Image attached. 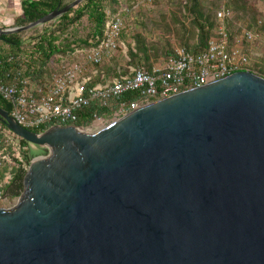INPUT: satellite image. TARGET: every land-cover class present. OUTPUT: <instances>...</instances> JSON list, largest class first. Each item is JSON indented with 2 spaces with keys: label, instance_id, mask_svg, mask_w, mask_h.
<instances>
[{
  "label": "water",
  "instance_id": "1",
  "mask_svg": "<svg viewBox=\"0 0 264 264\" xmlns=\"http://www.w3.org/2000/svg\"><path fill=\"white\" fill-rule=\"evenodd\" d=\"M0 122L44 153L0 207V264H264L263 76L239 70L90 131L33 132L1 107Z\"/></svg>",
  "mask_w": 264,
  "mask_h": 264
},
{
  "label": "trees",
  "instance_id": "2",
  "mask_svg": "<svg viewBox=\"0 0 264 264\" xmlns=\"http://www.w3.org/2000/svg\"><path fill=\"white\" fill-rule=\"evenodd\" d=\"M70 1L22 0L20 14L16 17L14 25L27 24ZM262 1L264 3V0ZM256 2L257 0H152L150 2L152 8L149 11L140 9L141 7L137 8L141 11L138 10L134 19L137 25L149 33L157 30L160 40H151L142 30L133 32V46L127 47L128 64L134 65V68L151 69L158 55L169 60L174 52L173 44L177 47H185L191 54L205 50L207 41L214 36L218 24L216 11L221 7L231 11L230 17L224 21L230 40L239 36L244 30L257 31L263 36L264 20L256 7ZM162 5L164 7H161ZM121 7V0H83L58 17L54 21L55 28L46 27L37 35L30 36L27 41L22 36L25 31L2 34L0 36V80L8 83L15 78L27 77L38 84L46 83L50 75L61 67L58 64L62 56L76 48L97 46L100 43L107 20L106 9L117 12ZM128 11L130 12L129 8ZM151 11L157 18L150 17ZM83 19H86L89 24L88 33L85 37L74 36L70 29H74ZM127 20L120 37L127 30ZM262 39L254 40V42H260ZM246 43L247 41L241 40L243 50ZM88 67L97 68V73L88 83L89 86L104 84L101 71H104L107 77L114 69L106 67L104 60ZM245 69L264 77V58L246 66ZM114 75L119 74L115 72ZM135 99H138L136 92L128 91L119 97L118 103L131 102ZM0 107L10 112L9 102L1 98ZM111 113L112 111L107 107L91 103L75 111L77 120L74 125L85 127L97 118H111ZM48 126L41 125L28 127V129L41 132ZM0 129L7 128L0 122ZM1 139L2 137L0 141ZM18 141L23 158L28 161L27 145L29 143L21 138H18ZM6 174H9V179L1 183ZM24 174L25 170L20 166L10 168L0 166V198L6 195L18 196L23 190Z\"/></svg>",
  "mask_w": 264,
  "mask_h": 264
},
{
  "label": "built area",
  "instance_id": "3",
  "mask_svg": "<svg viewBox=\"0 0 264 264\" xmlns=\"http://www.w3.org/2000/svg\"><path fill=\"white\" fill-rule=\"evenodd\" d=\"M151 1L139 0L136 5ZM128 12L124 5L117 12L106 9L107 20L100 43L70 52L71 60L55 70L46 83L38 84L27 77L8 83L0 80V98L9 102V115L26 128L74 125L75 111L96 103L111 110V119H116L155 99L245 70L249 57L241 47V40L253 42L263 38L257 31L244 30L230 40L224 21L231 11L221 7L216 11L218 24L214 36L207 41L205 50L191 54L178 46L163 65L154 64L151 69L132 67L128 73L114 75L105 84L89 86L88 66L120 51V35ZM128 91L136 92L138 99L118 103L119 97ZM0 137V166H20L26 171L29 163L23 158L18 137L8 129H0Z\"/></svg>",
  "mask_w": 264,
  "mask_h": 264
},
{
  "label": "rangeland",
  "instance_id": "4",
  "mask_svg": "<svg viewBox=\"0 0 264 264\" xmlns=\"http://www.w3.org/2000/svg\"><path fill=\"white\" fill-rule=\"evenodd\" d=\"M137 1H139V0H121L122 6L123 5L127 6L130 9V12L128 15V20H127L128 21L127 28H126L127 30L125 33H123L122 37H120V40H121L120 51L117 52V54L115 56L107 57L104 59V64H106V67L108 66L112 69L114 68L111 72L113 74L115 72H116V74H123L122 73L123 71L128 73L130 71V68L135 67L134 65L128 64V55H127V47L133 46V40H132L133 32L142 30L145 32L147 37L150 38L151 40H154V41L160 40L157 30H155L153 33H149L145 29H143L142 27L137 25V23H135L134 16L138 12V10L144 8L146 11L147 10L149 11V9L152 8V7H150V3H144V4L136 5ZM139 7H141V8L137 9ZM161 7H164V5H162ZM256 7L259 10L262 19L264 20V3H263V1L257 0ZM149 13H151L150 17H156L157 18V16L155 14H153L152 11ZM56 19L51 20V21H49L43 25H38V26L33 27L31 29L24 30L25 32L22 35L23 39L25 41H27V39L30 36L37 35L38 33L42 32L44 30V28H46V27H50L51 29L55 28L54 21ZM12 26H15V25H12ZM8 27H10V26H8ZM70 31L74 36L85 37L89 31V24L86 21V19H83L78 25H76L74 27V29H70ZM263 36H264V34H263ZM172 47L175 49V47H177V46H176V44H173ZM244 48H245L244 51L246 52V54L249 57V65H251L253 62L261 61L264 58V37L260 42H254V41L253 42H247L246 45H244ZM156 49L158 50L157 47H156ZM69 53L65 54V56H62L60 58L58 65H60V66L64 65L71 60V56ZM157 60H156V63H154L156 65H163L166 61H168L166 59H163L161 57V55L157 56ZM96 73H97L96 67L95 68L94 67H92V68L88 67L87 75H89L92 78ZM111 73H109L110 75L106 77L105 72L101 71V78L104 79V84L107 83L113 77V74H111ZM112 120H114V119L97 118L90 125L85 126V128L89 131L94 130V129H99V128H102L103 126L107 125ZM27 149H28L29 160L26 162H28V163L35 156L44 155L42 148L39 146H36V145L29 143L27 145ZM24 160H25V158H24ZM5 179L6 178H4L1 183H5L4 182ZM8 179H6V180H8ZM17 198H18V196H10V195H6L4 197H1L0 198V207H11L12 205H14L16 203Z\"/></svg>",
  "mask_w": 264,
  "mask_h": 264
},
{
  "label": "crops",
  "instance_id": "5",
  "mask_svg": "<svg viewBox=\"0 0 264 264\" xmlns=\"http://www.w3.org/2000/svg\"><path fill=\"white\" fill-rule=\"evenodd\" d=\"M21 1L22 0H0L1 28L14 25L15 18L20 14Z\"/></svg>",
  "mask_w": 264,
  "mask_h": 264
}]
</instances>
